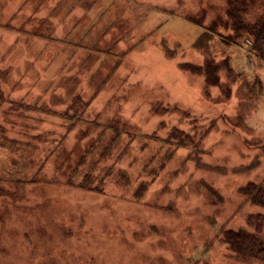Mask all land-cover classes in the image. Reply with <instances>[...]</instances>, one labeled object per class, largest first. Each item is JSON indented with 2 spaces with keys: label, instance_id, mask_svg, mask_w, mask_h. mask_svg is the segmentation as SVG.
<instances>
[{
  "label": "rangeland",
  "instance_id": "374dc122",
  "mask_svg": "<svg viewBox=\"0 0 264 264\" xmlns=\"http://www.w3.org/2000/svg\"><path fill=\"white\" fill-rule=\"evenodd\" d=\"M224 6L0 0V138L52 142L41 157L0 144V264H245L221 235L261 212L264 236V207L239 191L264 183V58L222 27L206 46L186 17ZM113 117L135 139L86 155Z\"/></svg>",
  "mask_w": 264,
  "mask_h": 264
},
{
  "label": "trees",
  "instance_id": "16d2710c",
  "mask_svg": "<svg viewBox=\"0 0 264 264\" xmlns=\"http://www.w3.org/2000/svg\"><path fill=\"white\" fill-rule=\"evenodd\" d=\"M224 2L226 3V6H224L222 16H220L219 14L216 15L214 13V15L210 17L207 23L205 21V16L207 17V14L205 15V9L204 11L200 10L199 12L193 14L189 13L186 17L203 27V32L201 33V35L205 40L206 46L214 41L213 36L215 34H218V36L220 35L219 32L217 33V29L222 27L228 31L229 34L227 35L229 36H227V39L230 42L239 44L240 40L246 37L252 42V52L256 56L264 58V10H258L253 19L248 20L247 15L250 5H254V3H256L255 0H224ZM197 46H199V44ZM226 58V56H224V58L222 57L221 61L223 62L225 68L228 69V59ZM192 66L195 65L192 64ZM89 103L90 102L87 101V105ZM25 105L30 106V104ZM45 109L48 110L51 108L50 106H48ZM168 119L170 121V118ZM173 121H177L176 123H178L177 118L175 120L173 119ZM94 125L96 126L95 129H97V132L94 135L95 141H93L89 145V149H87L86 155L93 154L92 148L98 147V144L103 136H105V143L102 147L104 154H102L101 152L100 155H104V157L108 155V152L113 151L114 147L111 148L113 144L116 145L120 141H123V144H126V141H124L126 137L135 139V137L132 135V132L128 129L127 126H125V122L121 121V119H116L115 117H113L109 118V120H97V122H94ZM5 133L6 131L4 132V134H1V145H6V143L10 142L9 140L13 139L15 140L14 143L21 145L15 146L14 144H12L16 148V150L22 149L24 147L25 149H30L31 152H34L38 155L41 153L40 149L43 148L42 143L51 142L48 135L44 133L40 134L39 132L33 133L32 131L28 130V128L25 132L22 133V135L17 136L15 139H8V136H6ZM41 155L42 154H40L39 157H41ZM83 156L85 155H83L82 153L81 157ZM111 165L112 164H110V166ZM107 166L108 164L103 163L100 166L97 161L91 163L88 166L87 164H84V167L88 171V177L93 176L92 171L95 170L94 172L96 173V170H98L96 175L99 181H104V177H100V174ZM239 191L251 204L264 207V183L247 182L239 188ZM262 228V213H250L246 217L244 226H239L236 229L228 228L222 232V243L226 246V249L231 253V255L238 257L245 264H264V236Z\"/></svg>",
  "mask_w": 264,
  "mask_h": 264
}]
</instances>
